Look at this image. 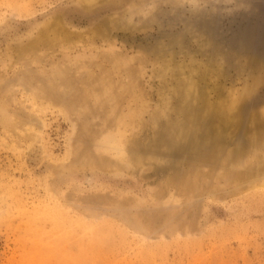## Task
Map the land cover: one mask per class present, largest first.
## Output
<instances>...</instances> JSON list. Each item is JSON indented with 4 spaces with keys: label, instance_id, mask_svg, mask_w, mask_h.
<instances>
[{
    "label": "rangeland",
    "instance_id": "rangeland-1",
    "mask_svg": "<svg viewBox=\"0 0 264 264\" xmlns=\"http://www.w3.org/2000/svg\"><path fill=\"white\" fill-rule=\"evenodd\" d=\"M0 264H264V0H0Z\"/></svg>",
    "mask_w": 264,
    "mask_h": 264
}]
</instances>
